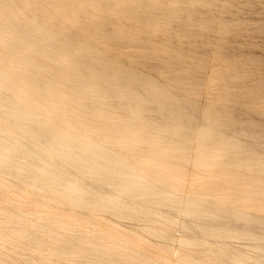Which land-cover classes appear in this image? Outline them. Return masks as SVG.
Returning <instances> with one entry per match:
<instances>
[{
    "label": "bare ground",
    "instance_id": "bare-ground-1",
    "mask_svg": "<svg viewBox=\"0 0 264 264\" xmlns=\"http://www.w3.org/2000/svg\"><path fill=\"white\" fill-rule=\"evenodd\" d=\"M174 1L0 0V264H264V139L198 114Z\"/></svg>",
    "mask_w": 264,
    "mask_h": 264
},
{
    "label": "rangeland",
    "instance_id": "rangeland-1",
    "mask_svg": "<svg viewBox=\"0 0 264 264\" xmlns=\"http://www.w3.org/2000/svg\"><path fill=\"white\" fill-rule=\"evenodd\" d=\"M176 2L180 5L184 2L180 7L184 9L179 10L178 19L174 18L173 22L166 25H155L153 38L156 41L160 39L172 43L170 46L173 48L180 47L190 51L188 60L197 64V75L201 79L196 91L191 93L196 101L198 114L206 109V103L210 101L214 104L215 111H220L221 115H228L237 127L244 123L251 125V128L243 132V137L251 136L262 141L264 139V121H262L264 120V0H175L174 4ZM122 20L124 23H130L127 18ZM212 73H219L215 80L224 78L231 83L225 88L216 89V81L211 78ZM253 126L256 128L254 129ZM175 217L180 220L183 216L176 212ZM99 218L103 222H110L108 218L113 219L107 214H102ZM129 223L120 221L116 227L122 233L129 234L132 224ZM178 227L173 229L175 237L183 235ZM149 239L154 241L151 237ZM161 243L163 240L159 242ZM235 244L237 245V242ZM238 246L244 247V244L239 243ZM182 253V248L180 249L176 243L171 244L173 258L176 259ZM194 253L195 256L198 255L197 250H193Z\"/></svg>",
    "mask_w": 264,
    "mask_h": 264
}]
</instances>
